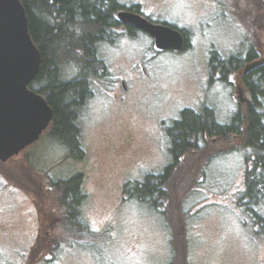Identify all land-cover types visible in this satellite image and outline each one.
<instances>
[{"label": "rangeland", "instance_id": "obj_1", "mask_svg": "<svg viewBox=\"0 0 264 264\" xmlns=\"http://www.w3.org/2000/svg\"><path fill=\"white\" fill-rule=\"evenodd\" d=\"M188 18L190 21L192 13ZM218 35L219 43L235 41V33ZM137 43L136 50L119 41L118 50L108 54V61L116 64L113 78H128L129 64L139 60L146 46L141 35ZM124 57L131 61L126 67L121 64ZM143 66L147 72L141 68V75L129 82L133 92L126 105L112 103L93 88L96 94L79 110L84 159H76L47 135L28 148L24 200L32 190L47 196L36 185L39 179H46L45 167H51L54 181L82 174L88 222L98 230L113 226L96 239L56 237L76 245L72 253H61L56 264H92L86 251L94 244L100 264H264V206L253 208L257 214L239 206L253 158L244 135L238 141L210 137L203 150L187 156L166 186L168 196L156 199L163 214L136 199H125L127 183L143 182L172 163L167 128L180 119L182 111L197 112L199 106H209L225 125L234 115L230 88L216 82L205 85L198 50L160 55ZM60 68L63 81L78 75L67 61ZM245 126L242 123L243 134ZM62 193L54 188L50 195L61 197Z\"/></svg>", "mask_w": 264, "mask_h": 264}, {"label": "flooded vegetation", "instance_id": "obj_2", "mask_svg": "<svg viewBox=\"0 0 264 264\" xmlns=\"http://www.w3.org/2000/svg\"><path fill=\"white\" fill-rule=\"evenodd\" d=\"M100 1L110 10L112 23L104 34L91 38L93 51L87 54L89 59L80 40L72 44L67 40L69 48L61 52V58L78 71L75 78L65 82H81L85 89L81 98H72L73 92L70 93L71 100L68 99V102L74 108V120L83 118L79 110L96 94L93 88L99 89L103 97L112 103L124 106L132 97L133 84L129 82L141 75V68L144 73L147 72L144 62L160 55H181L196 49L202 55L205 85L216 82L232 91L234 115L229 120H251V113L255 112L264 125V0ZM123 12L144 19L152 25L178 31L183 37L181 50L159 49L154 37L119 19V14ZM189 13H192V18L187 21ZM230 33H235L233 43L222 44L216 41V35L222 37ZM140 35L146 46L139 60L129 64L128 78H113L114 73L117 74L116 64L108 61V54L118 50L119 41L139 49L137 42ZM124 58L121 64L126 67L131 61ZM196 113H211L217 119L215 111L209 106H199ZM52 123L40 139L47 135L71 153V148L52 135ZM246 130L247 126L244 134L234 133L230 138L234 137L237 141L243 135L247 138ZM47 132H51V135ZM78 140L81 143L80 136ZM28 151L26 149L8 161L0 160V264H56L61 253H72L76 248L70 240L64 243L56 240V237L90 236L96 239L99 233L113 228L108 226L98 230L90 225L86 217V196L50 195L61 181L68 179L52 180L49 166L43 168L46 179L36 181L38 188L47 191V196H40L39 190H32V194H28L24 200L23 168L30 161ZM253 167H250L251 171ZM247 172L248 170L246 174ZM244 184L247 188L249 182L246 175ZM86 252L88 259H92L88 262L100 264L95 244ZM111 262L114 263L113 260Z\"/></svg>", "mask_w": 264, "mask_h": 264}, {"label": "trees", "instance_id": "obj_3", "mask_svg": "<svg viewBox=\"0 0 264 264\" xmlns=\"http://www.w3.org/2000/svg\"><path fill=\"white\" fill-rule=\"evenodd\" d=\"M21 2L28 15L31 37L42 53L41 71L31 89L42 95L53 108L52 135L71 148V153L76 159H84L85 152L78 140L80 133L77 120L73 119L75 111L68 99L71 100V91L72 98H81L85 89L81 82L62 80L60 65L65 61L61 58V52L69 48L67 40H70L71 44L80 40L86 55L91 53V38L105 33L108 25L112 23L111 12L100 0ZM87 58L89 59L88 55ZM36 83H39V86ZM242 123L247 126L245 147L253 154L251 162L254 167L246 174L249 184L239 200V206L251 214H257L253 208L264 206V125L255 112L251 113V120H232L230 124L225 125L211 113L197 114L191 109L182 111L180 119L167 128L172 163L162 173L146 176L143 182L127 183L123 190L125 199H136L163 214L162 205H159L156 199L159 195L168 196L166 186L176 168L187 156L203 150L208 138L228 139L231 134H242ZM84 181L82 174L75 175L61 181L56 189L62 190L63 197H85ZM260 182L261 185L258 184ZM132 190H135V193H131ZM262 220L264 221V218Z\"/></svg>", "mask_w": 264, "mask_h": 264}, {"label": "water", "instance_id": "obj_4", "mask_svg": "<svg viewBox=\"0 0 264 264\" xmlns=\"http://www.w3.org/2000/svg\"><path fill=\"white\" fill-rule=\"evenodd\" d=\"M119 19L156 40L161 50H181L182 35L155 26L130 13ZM42 67V53L30 34L21 0H0V160L8 161L39 141L49 129L54 111L31 89Z\"/></svg>", "mask_w": 264, "mask_h": 264}]
</instances>
